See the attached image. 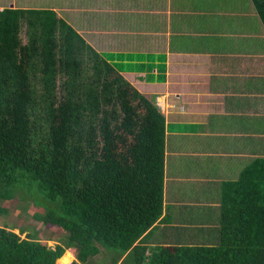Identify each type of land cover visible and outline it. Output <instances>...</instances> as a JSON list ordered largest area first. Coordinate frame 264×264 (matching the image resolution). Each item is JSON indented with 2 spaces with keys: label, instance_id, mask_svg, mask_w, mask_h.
Segmentation results:
<instances>
[{
  "label": "trees",
  "instance_id": "obj_1",
  "mask_svg": "<svg viewBox=\"0 0 264 264\" xmlns=\"http://www.w3.org/2000/svg\"><path fill=\"white\" fill-rule=\"evenodd\" d=\"M252 1L264 24V0ZM165 154L159 106L71 25L52 10L0 9V200L21 192L65 233L51 247L0 228V264H58L68 251L71 264H264L260 158L223 186L218 245L148 244Z\"/></svg>",
  "mask_w": 264,
  "mask_h": 264
},
{
  "label": "crops",
  "instance_id": "obj_2",
  "mask_svg": "<svg viewBox=\"0 0 264 264\" xmlns=\"http://www.w3.org/2000/svg\"><path fill=\"white\" fill-rule=\"evenodd\" d=\"M6 8L55 11L164 114V208L148 244L218 245L224 184L264 159V24L253 1L0 0Z\"/></svg>",
  "mask_w": 264,
  "mask_h": 264
},
{
  "label": "rangeland",
  "instance_id": "obj_3",
  "mask_svg": "<svg viewBox=\"0 0 264 264\" xmlns=\"http://www.w3.org/2000/svg\"><path fill=\"white\" fill-rule=\"evenodd\" d=\"M57 5L60 4L58 3ZM65 12H69L67 14H70L72 10ZM22 37L23 40L26 41L25 31L22 33ZM87 44L89 43L87 42ZM124 55L125 54H108L107 56L116 60L117 57H120L122 59ZM122 62L125 61L121 60L120 63ZM115 63L117 64V67L120 68L119 63ZM21 195V192H19L12 200L7 202L0 200V205L8 208V213L0 215V228L7 227L8 229H12L15 233L20 234L21 238H37L42 242H47L51 247H55L58 244H63L65 233L61 229H58L54 226H46L41 221H39L37 215L43 213L44 209L33 204L30 199L23 200ZM21 230L24 232L20 233ZM69 253L72 258L68 264H71L75 260V257L72 255V253L68 251L64 254V256H67ZM64 256H62L57 261L58 264H60V260ZM106 257L107 254L105 253V251H102V254L97 256L94 261L103 262L104 260H106ZM108 264H110L109 261Z\"/></svg>",
  "mask_w": 264,
  "mask_h": 264
},
{
  "label": "bare ground",
  "instance_id": "obj_4",
  "mask_svg": "<svg viewBox=\"0 0 264 264\" xmlns=\"http://www.w3.org/2000/svg\"><path fill=\"white\" fill-rule=\"evenodd\" d=\"M160 99V98H159ZM72 256L70 254H68L67 256H64L61 260H60V264H68L69 261L71 260Z\"/></svg>",
  "mask_w": 264,
  "mask_h": 264
}]
</instances>
